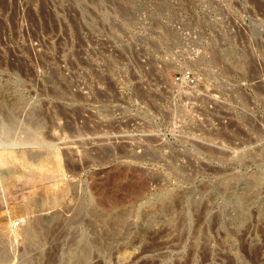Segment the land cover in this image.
I'll return each mask as SVG.
<instances>
[{"label": "rangeland", "instance_id": "1", "mask_svg": "<svg viewBox=\"0 0 264 264\" xmlns=\"http://www.w3.org/2000/svg\"><path fill=\"white\" fill-rule=\"evenodd\" d=\"M82 230L94 264H264V0H0V264H83Z\"/></svg>", "mask_w": 264, "mask_h": 264}, {"label": "bare ground", "instance_id": "2", "mask_svg": "<svg viewBox=\"0 0 264 264\" xmlns=\"http://www.w3.org/2000/svg\"><path fill=\"white\" fill-rule=\"evenodd\" d=\"M24 161V160H23ZM24 164V163H23ZM40 168H42V167H40ZM60 168V167H59ZM43 170H45V168L43 169ZM60 172H55L54 171V174H52L53 175V177H57V175L59 174ZM47 174V173H46ZM43 175V174H42ZM46 177V176H45ZM47 187V190H51V191H53V192H55L56 190H57V185H51V186H46ZM97 190V189H96ZM96 190H95V192H96ZM94 200V199H93ZM54 202L56 201L57 202V199H55V200H53ZM55 202V204L53 205L54 207H56V203ZM51 204H53V203H51ZM77 204V203H76ZM76 204H75V206H76ZM78 204H79V202H78ZM49 205V204H48ZM53 206H51L52 208H53ZM80 206V205H79ZM30 207V206H29ZM51 207H49V208H51ZM48 208V209H49ZM76 208H78V205H77V207ZM48 211H50V210H48ZM55 212V211H54ZM71 212V211H70ZM69 212V213H70ZM46 213V212H45ZM48 213V212H47ZM72 213V212H71ZM70 213V214H71ZM47 215V214H46ZM69 216V215H68ZM71 216H73V215H71ZM48 218V217H47ZM48 221V220H47ZM8 225V224H7ZM9 227V226H8ZM8 227H6V229L8 228ZM23 228H24V226H22ZM12 227L10 226V228H8V230L6 231V232H4L5 233V236L4 235H2V236H4L5 238L7 237L8 239H10L11 241L12 240H17L18 238H19V236H22V230L20 231V229L18 228V230H15V229H17V228H14V230L12 229ZM25 231V230H24ZM29 232V231H28ZM76 232V231H75ZM80 232V231H79ZM78 232V233H79ZM3 233V234H4ZM55 233V232H54ZM77 233V232H76ZM59 234V233H58ZM60 234H62V233H60ZM75 234V233H74ZM53 235V234H52ZM64 235V234H63ZM63 235L61 236V237H63ZM77 235V236H76ZM75 236L76 237H74V239H80L81 240V242L79 243L78 241H76L77 242V244L75 245V244H70V245H68V247H67V250H69L68 251V258H67V260L69 261V256H70V254H72V256H71V258H75V259H78V262H80V263H83V264H94L93 262L95 261V259H94V261H93V254H91V252L89 253V245H87L88 243V241H89V237L86 235V233L85 232H83V230L81 231V234H76ZM71 236V235H70ZM74 236V235H73ZM87 236V237H86ZM59 237V236H58ZM57 237V238H58ZM61 237H59V239H61ZM56 238V237H55ZM58 239V240H59ZM73 238H71V240H72ZM73 239V240H74ZM50 240V239H49ZM54 240V239H53ZM69 241L70 243L72 242V241ZM79 240V241H80ZM74 241V242H75ZM13 242V241H12ZM30 242V241H29ZM52 242V241H51ZM55 242H57L56 240H55ZM15 243V242H14ZM52 244V243H51ZM54 244V243H53ZM51 246V245H50ZM46 247V246H45ZM54 247V246H53ZM56 247V246H55ZM20 247H18V249H19ZM43 249H44V247H42ZM55 249V248H54ZM89 250V251H88ZM43 251V250H42ZM13 252H15L14 250H13ZM18 252L19 251H17V254H18ZM45 252V251H44ZM58 253V252H57ZM13 254V253H12ZM41 254V253H40ZM46 254V253H45ZM14 255V254H13ZM64 255H65V253H64ZM40 256H42V255H40ZM50 256H52V255H50ZM65 256H67V255H65ZM48 257V256H47ZM57 257V256H56ZM41 258V257H40ZM71 258H70V260H71ZM94 258H95V256H94ZM74 259V260H75ZM89 259H90V261H89ZM125 259V258H124ZM53 260V259H52ZM73 260V259H72ZM74 260H73V263H74ZM67 261V263H69ZM49 262V261H48ZM47 262V263H48ZM77 262V263H78ZM51 263V262H50ZM72 262H70L69 264H71ZM13 264V263H12ZM15 264V263H14ZM66 264V263H65Z\"/></svg>", "mask_w": 264, "mask_h": 264}, {"label": "built area", "instance_id": "3", "mask_svg": "<svg viewBox=\"0 0 264 264\" xmlns=\"http://www.w3.org/2000/svg\"><path fill=\"white\" fill-rule=\"evenodd\" d=\"M187 78H189V77L187 76ZM10 225H11V227H12L13 229H14V228H17V227L19 226V222H18V221L13 222V221L11 220Z\"/></svg>", "mask_w": 264, "mask_h": 264}]
</instances>
